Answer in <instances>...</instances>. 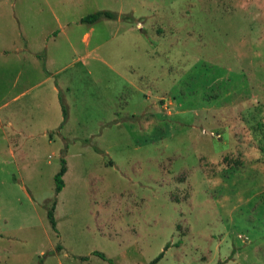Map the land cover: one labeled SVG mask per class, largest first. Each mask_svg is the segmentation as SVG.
<instances>
[{"label": "rangeland", "instance_id": "374dc122", "mask_svg": "<svg viewBox=\"0 0 264 264\" xmlns=\"http://www.w3.org/2000/svg\"><path fill=\"white\" fill-rule=\"evenodd\" d=\"M161 254L264 264V0H0V264Z\"/></svg>", "mask_w": 264, "mask_h": 264}, {"label": "trees", "instance_id": "16d2710c", "mask_svg": "<svg viewBox=\"0 0 264 264\" xmlns=\"http://www.w3.org/2000/svg\"><path fill=\"white\" fill-rule=\"evenodd\" d=\"M102 18H108V19H117V14L113 12H98L92 15H89L85 18L82 19V22L84 23H89V24H94L98 22ZM63 113L65 119L67 118V110L65 106L63 107ZM68 169L66 165V161L62 160V167L59 171V173L55 176V183H56V194L59 195L63 189L65 188V182H64V176L66 175ZM56 204H54L53 208L49 211L48 217L51 221V224L53 228H56V222L54 218V211H55ZM97 256L101 257L104 260H108L107 256L104 255L103 253L97 252ZM163 258V254H161L157 259H155L151 264H157L161 259ZM111 261V260H110Z\"/></svg>", "mask_w": 264, "mask_h": 264}, {"label": "crops", "instance_id": "0c3cea01", "mask_svg": "<svg viewBox=\"0 0 264 264\" xmlns=\"http://www.w3.org/2000/svg\"><path fill=\"white\" fill-rule=\"evenodd\" d=\"M5 53H7V51H3V54H5ZM3 54H2V56H3ZM36 54H37V56H36ZM32 55H33L32 57H35L36 59H38V58H39V56H38V53H37V52H36V53H32ZM46 59H47V58H46ZM46 59H45V60H46ZM38 60H40V59H38ZM45 63H46V62H45ZM47 73H48V74H51V73H50V71H47Z\"/></svg>", "mask_w": 264, "mask_h": 264}]
</instances>
